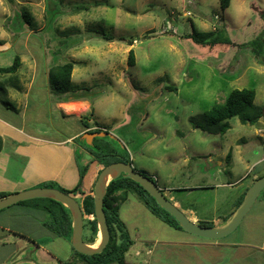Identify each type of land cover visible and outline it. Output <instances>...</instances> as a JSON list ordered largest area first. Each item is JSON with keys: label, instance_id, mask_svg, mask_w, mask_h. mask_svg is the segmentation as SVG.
<instances>
[{"label": "rangeland", "instance_id": "1", "mask_svg": "<svg viewBox=\"0 0 264 264\" xmlns=\"http://www.w3.org/2000/svg\"><path fill=\"white\" fill-rule=\"evenodd\" d=\"M22 12L30 15L32 26L24 22ZM191 25L199 32L216 30L228 44L197 45L184 38ZM32 30L26 40L30 47L44 44L54 55L53 64L73 63L72 90L87 91L84 94L92 112L80 126H98L110 135L96 137L88 146L108 144L117 156L106 160L130 162L134 170L151 178L171 203L177 202L180 211L193 212L200 219L196 224L228 219L245 188L255 181L253 177L264 175V117L253 125L231 118L224 132H220L223 124L211 126L205 117L235 89H253L258 94L254 105L264 108V0H230L227 7L220 0H0V39L23 43ZM130 50L132 65H128ZM15 56L20 63L24 59L25 67L20 66L15 74L0 75V104L13 109L20 103H29L30 109L43 104V88L36 86L27 92V82L19 84L12 98L7 95L8 90H14L9 89L10 77L24 71L28 77L34 73L27 56L20 52H13L5 67L13 64ZM233 58L240 61L237 66L229 63ZM51 120L50 116L29 120L24 132L43 129L41 133L58 137L54 131L57 124L52 126ZM79 141L75 144H81ZM3 143L0 137V155ZM43 160L40 165L46 166ZM82 161L92 192L103 164L95 159ZM65 177L61 183L42 180L31 184L30 179V188L52 183L68 190L76 180L73 163ZM28 201L23 205L29 209L8 221L5 211L16 207L0 211V264H20L23 258L35 264H76L79 257L68 247L69 239L65 242L40 233L43 227L36 222L41 216L47 224L51 221L38 209L43 201ZM263 201L264 189L241 225L229 235H238L264 217ZM118 213L130 240L136 244L148 240L155 257L163 250L155 239L163 242L186 233L153 215L135 193L118 205ZM7 228L24 234L23 239ZM36 240L43 249L34 248ZM134 250L130 246L125 252V264L134 263L130 256Z\"/></svg>", "mask_w": 264, "mask_h": 264}, {"label": "crops", "instance_id": "2", "mask_svg": "<svg viewBox=\"0 0 264 264\" xmlns=\"http://www.w3.org/2000/svg\"><path fill=\"white\" fill-rule=\"evenodd\" d=\"M33 33L34 31L32 30L28 32V35L25 37L24 34H22L24 37L22 39L23 43H20L18 39L15 42L7 39H0L1 67L10 64L13 58V52H20L27 56L28 61H30L34 68V73L30 77H28V74H24L26 71L10 77L11 79L7 80L11 83L9 84V89L12 88L14 90H8L7 95L12 98L15 89L20 88L19 84H25L26 82L28 88L27 92L36 86L42 87L44 92L43 104H34L31 109L29 103L23 106L20 103L15 109L4 107L0 104V137L4 139L3 154L0 155V162L3 161L2 163H4V166L0 167V191L10 194L27 190L32 186L31 184H35L42 180H55L61 183L63 178H66L67 168L72 163L74 165V172L76 173V180L73 185H69V189L73 188L81 172L85 168L81 167L80 160H83L82 162H89L93 159L84 148L87 144L83 140V137L86 133H89L88 131L90 130L96 128L100 129L98 126H80V118L88 114L91 108L88 95L87 93L84 94V92L87 91L78 88L76 91H73V93L66 94L63 97L50 93L47 84V72L49 68L57 64H53L54 55L53 53H51L52 55L49 54V48L45 47L44 44H40L38 47L34 48L38 51L30 47L26 40L28 36ZM230 62H234L236 66L240 63V61L235 58L230 60L229 63ZM21 63V66L25 67L24 59H21ZM35 71H37V73H35ZM14 82H17V86H15ZM72 84L71 81V85ZM27 92L25 91L23 93L26 98L29 97ZM257 95L255 91L254 104L256 103ZM49 116L52 117V126L53 124H57L54 131L56 135L59 134L58 137H54V134L41 133L44 131L43 129L30 130L31 132L29 131V133L24 132L26 128L25 122L29 120L41 121ZM262 121L264 124V120ZM72 126L74 127L73 132L71 131ZM78 140H80L79 143L81 142L79 145L75 144ZM81 140H83V143ZM41 157H43L44 160ZM46 158L47 160H45ZM40 160H43L47 165L45 166L43 164L41 166ZM257 177L256 174L253 179L256 180ZM88 178L89 176L86 174L81 189L93 195L90 191L92 181ZM30 179H32L31 184L29 183ZM252 183L253 182L245 188V192ZM5 186L8 188H5ZM174 205L178 207V209L180 208L177 202H174ZM261 205L262 214L264 216V201ZM14 206L16 207L15 211H5V220L8 221L16 213L20 214L23 213V210L29 209L24 206L19 207L17 204ZM234 210L235 207L232 209V212ZM182 212L192 222H200V219L193 212L184 209ZM226 219H217L213 222V225H220L226 221ZM36 223L39 226L41 224L43 227V231L40 232L42 236L46 235L45 237L47 238L52 237L51 232L46 226L47 223L44 215L41 216V221ZM255 228L259 229V233L255 232ZM174 230L178 231L177 229ZM7 231L23 239L24 234L21 232L12 231L9 228H7ZM228 236L220 240L211 241L201 238L196 239L198 237L187 233H179L175 236H170L167 241L160 242L158 239H155L154 243H161L163 248L162 252L157 257L153 256L154 246L151 245L148 240H141V243L137 242V244L135 241L130 240L132 242L131 247L135 248L133 254L130 256L133 257V264H264V217H260L258 222L250 224L247 229H242L238 235H234L233 237L231 235ZM60 238L65 240V242H67L66 239H69L67 244L70 243L69 236ZM7 245L8 244H2V247ZM34 245L35 249L41 250L44 248L38 244V241L35 242ZM68 247L72 250L71 245H68ZM170 254H172V257H170ZM20 264L35 263L27 258H23ZM76 264L84 263L78 258Z\"/></svg>", "mask_w": 264, "mask_h": 264}, {"label": "trees", "instance_id": "3", "mask_svg": "<svg viewBox=\"0 0 264 264\" xmlns=\"http://www.w3.org/2000/svg\"><path fill=\"white\" fill-rule=\"evenodd\" d=\"M220 1L223 7H227L230 2V0ZM21 16L24 22L29 27L32 26V19L28 13L22 12ZM184 38H189L194 43L202 47H213L217 44H228L227 39L220 37L216 30L199 32L195 29L194 25H191L190 33L184 35ZM133 62V52L130 50L128 52V65H132ZM20 66V58L18 56H15L13 64L11 66L0 67V75L15 74L19 70ZM73 66L74 65L72 62H67L64 64H57L49 68L47 72V84L51 94L63 97L66 94L73 93L71 87V75ZM254 97L255 91L253 89L232 90L222 103L215 104L209 111L205 113L208 124L211 126L223 124L220 128V132H224L229 128L227 120L231 118H238L242 124H255L261 117H264V108H257L254 105ZM89 115H92V112L83 115L80 118V123H82L83 120L88 119ZM88 132L100 133L102 132V130L96 128ZM84 148L93 157V159L102 163L103 167L113 162H123L130 164V162L123 159L106 160V158L109 156H117L115 150L111 149L106 143L98 146L94 143L93 147L85 145ZM86 171L87 167H85L81 172L76 185L71 189L61 190L55 188L52 183L44 186V188L58 189L76 199L81 207L83 219L86 224L83 225L84 231L82 233V239L84 243L92 245L97 239L98 229L94 216L93 197L91 194L86 193L81 189ZM141 174L144 175L143 173ZM261 176L263 175H259L256 179L260 178ZM149 179L151 180V178ZM133 193H135L138 197L141 198L142 201H144V205L150 210L153 215L160 218L165 224L169 225L170 227L181 230L179 224L175 221V219L162 208H160L155 203L154 199L150 197L137 183L124 176H120L117 179L109 182L106 188L105 196L103 198V211L109 230L108 244L101 253L92 256L79 254L72 249L84 264H125L124 254L130 248L132 242L129 239L125 225L119 218L118 205L121 202L125 201L129 194ZM244 194L245 192L235 206L236 208L242 201ZM8 195L9 193H0V198L6 197ZM77 195H79L80 197ZM41 200L43 201V203L41 208L38 209H41L44 213H47L50 216L51 221L46 226L48 227V230L51 232V234L55 237H63L67 235H69L70 237L71 216L69 211L62 204L54 200L40 199V201ZM25 202H20L17 204V206H24L23 203ZM199 225L202 227L213 226V224L203 223H199ZM62 264H68V262Z\"/></svg>", "mask_w": 264, "mask_h": 264}, {"label": "water", "instance_id": "4", "mask_svg": "<svg viewBox=\"0 0 264 264\" xmlns=\"http://www.w3.org/2000/svg\"><path fill=\"white\" fill-rule=\"evenodd\" d=\"M106 132L86 133L83 137L85 143L89 145L94 138H110ZM124 176L137 183L155 203L171 215L179 224L182 231L192 236L205 240H220L227 237L242 222L250 208L257 199L259 193L264 189V175L256 179L247 188L244 197L238 207L232 212L230 217L220 225L212 227H202L189 220L182 211L171 203L161 192V190L148 177L136 172L130 164L123 162H113L103 167L94 183L93 205L94 216L98 229V244L88 245L82 239L83 233V214L79 203L73 197L55 188H31L20 192L11 193L6 197L0 198V210L9 208L23 201L33 199H51L62 204L71 216L70 245L72 249L82 255L92 256L103 251L109 242V230L103 211V198L106 188L110 181Z\"/></svg>", "mask_w": 264, "mask_h": 264}, {"label": "built area", "instance_id": "5", "mask_svg": "<svg viewBox=\"0 0 264 264\" xmlns=\"http://www.w3.org/2000/svg\"><path fill=\"white\" fill-rule=\"evenodd\" d=\"M214 19H215V20H219V18H218L217 16H214Z\"/></svg>", "mask_w": 264, "mask_h": 264}, {"label": "bare ground", "instance_id": "6", "mask_svg": "<svg viewBox=\"0 0 264 264\" xmlns=\"http://www.w3.org/2000/svg\"><path fill=\"white\" fill-rule=\"evenodd\" d=\"M76 105H77V104H76ZM97 240H98V239H97ZM97 240H96V242H97V243H96L95 245H97V244H98V242H99V241H97Z\"/></svg>", "mask_w": 264, "mask_h": 264}]
</instances>
